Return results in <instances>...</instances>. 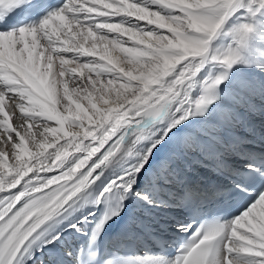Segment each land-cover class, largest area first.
Wrapping results in <instances>:
<instances>
[{
    "label": "snow or ice",
    "instance_id": "1",
    "mask_svg": "<svg viewBox=\"0 0 264 264\" xmlns=\"http://www.w3.org/2000/svg\"><path fill=\"white\" fill-rule=\"evenodd\" d=\"M257 106L264 0H0V264H264Z\"/></svg>",
    "mask_w": 264,
    "mask_h": 264
},
{
    "label": "bare ground",
    "instance_id": "2",
    "mask_svg": "<svg viewBox=\"0 0 264 264\" xmlns=\"http://www.w3.org/2000/svg\"><path fill=\"white\" fill-rule=\"evenodd\" d=\"M113 55L115 56L117 55V53H114ZM259 112L260 110H259V107L257 106L256 115L247 116V119L257 129V135L255 137V140H253L252 137H248V143L250 145H254L257 150H259L260 148L259 130L261 128H264V117H262L259 114ZM258 120H261V121H258ZM236 131L240 136H244L249 131V129L237 128ZM181 166L184 170V174L190 180H192V182L196 184L197 186H200L202 184H207V183H214V182H217V180L219 179L217 176L213 174L214 170H210V165H208L207 163H202L201 160L193 153H188L186 158L181 160ZM178 188H179V185H176V190H178ZM155 239H157V237L152 236L148 233H145L144 235L135 239L140 248V251H139L140 259L151 256L152 254L156 252L158 246L155 243ZM83 243H84L83 237L69 235L65 238L64 247L67 249H71L75 253L77 252L79 246L82 245ZM69 264H74L73 257H69Z\"/></svg>",
    "mask_w": 264,
    "mask_h": 264
},
{
    "label": "rangeland",
    "instance_id": "3",
    "mask_svg": "<svg viewBox=\"0 0 264 264\" xmlns=\"http://www.w3.org/2000/svg\"><path fill=\"white\" fill-rule=\"evenodd\" d=\"M113 54H114V53H113ZM261 120H263V119H261ZM261 120H258V121H261ZM258 121H257V122H258ZM257 122H256V123H257Z\"/></svg>",
    "mask_w": 264,
    "mask_h": 264
}]
</instances>
